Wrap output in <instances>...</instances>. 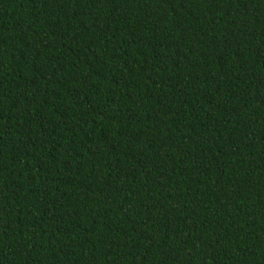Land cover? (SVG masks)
Returning a JSON list of instances; mask_svg holds the SVG:
<instances>
[{
  "label": "trees",
  "instance_id": "16d2710c",
  "mask_svg": "<svg viewBox=\"0 0 264 264\" xmlns=\"http://www.w3.org/2000/svg\"><path fill=\"white\" fill-rule=\"evenodd\" d=\"M0 264H264V0H0Z\"/></svg>",
  "mask_w": 264,
  "mask_h": 264
}]
</instances>
